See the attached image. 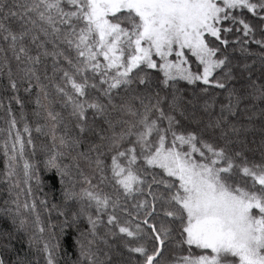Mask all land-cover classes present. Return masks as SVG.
Listing matches in <instances>:
<instances>
[{"label": "snow or ice", "instance_id": "obj_1", "mask_svg": "<svg viewBox=\"0 0 264 264\" xmlns=\"http://www.w3.org/2000/svg\"><path fill=\"white\" fill-rule=\"evenodd\" d=\"M23 7L21 18L31 27L15 32L3 21L16 17L17 12L0 3V34L17 61H21V54L27 57L25 68L20 70L21 78L26 76L29 80L25 91L31 92L34 79L38 92L43 91L44 99H48L46 86L40 83V76L31 65L40 63L41 54L51 57L53 71L62 73L63 82L53 87L63 97L62 105L71 109L79 132L88 131L90 122L95 124L97 118L110 132H97L104 143L92 144L79 155L88 159L87 152L104 149L99 151L95 167L101 176L100 183L110 181L114 191L105 192L90 181V187L82 188L79 194L65 189L66 200L87 201L60 226L61 234L65 228L76 227L74 246L78 258L74 264H113L107 251L101 259L93 245L99 239L111 247L107 237H116L117 233L128 238L121 239V245L139 257L137 264H264V165L237 163L242 152L233 149V141L228 138L229 132L240 131L229 116L236 115L245 99L264 101V82L250 79L245 91L237 93L228 83L233 76L227 55L228 36L233 29L244 37H251L254 32L243 15L245 11L258 18L264 28V0H32ZM25 37H30L40 50L35 56L24 47ZM253 42L264 47V39ZM231 43H240V36ZM49 44L51 50L46 47ZM145 69L159 75L154 79ZM9 78L15 91L17 84L11 72ZM136 81L143 86L141 91L147 90L148 103L145 96L131 88ZM180 81L189 85L200 82L222 90L226 102H219L218 116L205 123L196 112L189 111L177 88ZM89 89H95L98 95L90 96ZM13 99L22 103L18 97ZM132 99L139 101L142 111L133 106ZM36 104L44 108L48 119L57 120L59 113L41 105L39 96ZM207 110L205 105L204 111ZM110 113L126 114L133 119L113 120ZM8 115L12 117L11 108ZM118 124L123 125L119 132L115 130ZM9 126V139L13 130L16 132L12 155L9 156L7 144L4 152L5 174L11 177L14 172L10 162L15 161L17 150L23 158L24 141L14 118L9 120ZM51 128L56 140V124ZM210 130H219L223 142L209 139ZM36 131H42L40 125ZM23 132L29 133L31 145L27 124ZM68 140L77 148L82 142L59 136L61 146L68 147ZM105 152L111 154L110 164L100 158ZM45 165L57 169L62 184L65 177L72 179L68 166L62 169L57 164L55 152ZM24 168L28 177L31 165L25 162ZM234 169L250 177L251 185L244 187L234 180ZM137 197L130 211L127 203ZM11 203L16 207L0 209V220L9 226V230L0 232V247L5 250H11L6 241L14 238L15 233L27 235L29 224L21 206L16 201ZM23 207L27 210L28 205ZM32 212L35 213V205ZM103 216L107 218L106 231L99 235ZM82 218L87 220L84 231L79 228ZM35 226L40 233L44 232L39 216ZM175 230L179 239L173 247L181 251L168 257L165 251ZM36 240L32 233L28 246L35 247ZM147 240L153 241L151 249ZM193 249L199 251L194 253ZM42 251L46 264H56L58 242L45 241ZM0 264L7 261L0 258ZM12 264L27 262L16 255Z\"/></svg>", "mask_w": 264, "mask_h": 264}, {"label": "trees", "instance_id": "obj_2", "mask_svg": "<svg viewBox=\"0 0 264 264\" xmlns=\"http://www.w3.org/2000/svg\"><path fill=\"white\" fill-rule=\"evenodd\" d=\"M0 3L18 14L16 17L9 16L6 21H3L11 30L19 32L24 27H31L30 24L24 23L21 14L24 13L23 6L32 3V0H0ZM243 15L253 25L254 32L251 37H244L242 32L236 33L235 29H233V32L228 36L230 44L227 48V55L230 59L229 68L233 76V79L228 83L237 93L245 91V85L250 79L264 82V47L253 42V39H264V28H262L258 18L252 17L246 11ZM0 16H2V13H0ZM34 31L38 30L34 29ZM237 35L240 36V43L232 44L231 41L235 40ZM40 39H43V36ZM244 41H247V43ZM22 43L29 55L35 56L40 51L31 42L30 37H25ZM46 47L51 50L50 44L46 45ZM61 47L66 49V45ZM221 47L223 48V46ZM16 51H19V44ZM69 54L73 55L71 52ZM26 60L27 57L21 54V61H17L13 51L8 48L2 34H0V209L5 207L15 208L16 204L11 202L16 201L21 206V213L29 221L27 235L23 232L15 233L14 238L6 241L11 244V250H5L0 247V258L5 259L7 264H12L15 256L20 255L25 258L27 264H46L42 248L43 243L48 241L51 244L59 243V251L55 256L56 264H74L78 258L77 250L74 246V239L77 234L76 227L65 228L64 233L61 234L60 226L66 219L70 220L74 212L78 213L81 203L86 205L87 201L66 200L65 189L69 193L79 194L82 188L90 187L88 183L90 181L91 185H96L105 192L112 193L114 191L110 181H105L103 184L100 183L101 176L95 167V159L99 151L104 149L100 148L98 151L87 152L88 159L79 155L80 152H85L86 149L91 148L92 144L99 146L104 143L96 134L97 132H101L103 135H110V132L107 130V125L99 118L96 119L95 124L90 122L89 130L84 134L79 132V129L75 126V118L70 115L71 109L62 105L63 97L53 87V84L63 85V82L60 79L62 73L53 71L51 57H45L41 54L40 63L31 65L36 70L37 75L40 76V83L46 86L48 99H44L43 91L38 92L34 79L31 81L33 85L31 92H26L25 89L28 87L29 80L26 76L21 78L23 73L20 71L25 68ZM60 64L67 67L63 60H60ZM193 70H195V65ZM145 71L152 73L154 79L159 75L153 70L145 69ZM9 72H11V78L17 84L15 91L11 88ZM45 76L48 79H45ZM131 88L136 94L145 96V103H148L147 90L141 91L140 89L143 86H139L138 81L134 82ZM177 88L185 98L188 110L196 112L205 123L209 119H214L218 116L220 113L219 102H226L222 90L205 86L200 82L189 85L184 81H180L177 84ZM205 88H208V90L204 91ZM89 95L96 96L98 93H96L95 89H89ZM37 96L41 100V105L47 106L54 114L59 113L56 121L48 119L44 108L37 106ZM13 97H18L22 103L17 104ZM101 100L103 101L102 97ZM189 101L190 103H188ZM131 103L138 111L143 110L138 100L132 99ZM205 105H208L207 112L204 111ZM9 108H11L12 117L8 115ZM262 108H264V101L249 98L243 101L235 116H229V121L240 129L238 134L228 133V138L233 141L231 147L242 152V156L237 158V163L246 161L249 165H264V112L261 111ZM155 115L153 113V116ZM89 117L91 121L92 113L90 110ZM11 118L16 120L17 128L21 132L24 141V152L23 158H21L20 152L17 150L15 161L10 162L12 163L14 174L8 177L5 174L7 171L4 155L5 144H7L9 156H11L12 140H14L16 134L15 130H13L12 139H9V120ZM110 118L113 120L133 119L121 113H110ZM183 123L188 127H195V125L187 124V122ZM25 124L30 129L31 145L28 144L29 133L23 132ZM52 124H56V140L52 138ZM37 125L41 126L42 131H36ZM122 126L118 124L115 130L119 132ZM60 135H64L66 140L68 137H72L80 139L82 142L77 148L71 140H68V147H64L59 144ZM207 135L209 139L215 140L216 143L223 142L219 137V130H210ZM54 152L57 164L62 169L68 166L69 176L72 177L71 180L65 177L63 184L57 169L55 167H46L45 165L46 159ZM100 158L105 161V164H110L111 162V154L107 152ZM25 162L31 165L28 177H25ZM233 173L235 176L242 177L243 181L251 185L250 177H244L238 169H234ZM37 177L39 178V183H37ZM241 186L247 187L244 182L241 183ZM138 198L128 201L127 207L130 211L132 210L131 205ZM41 201L45 203H41ZM25 204L28 205L27 210L23 207ZM33 205H35V213L32 212ZM62 212L64 215H61ZM117 214L121 217L125 216L124 213ZM36 216H39L40 223L44 227L43 233H40L35 226ZM102 221L103 223L98 226L99 235H104L106 231V216L102 217ZM79 228L81 231L87 228L86 219L82 218L80 220ZM4 230H9V226L6 221L0 220V232ZM32 233H35L37 237L35 247H29L27 243L28 236L32 235ZM88 239H92V237L88 236ZM121 239L128 238H122L117 233L116 237H107L108 245L111 247L106 246L99 239L94 241L93 247L99 250L98 255L101 259L104 258V252L107 251L111 255L113 264H137L139 257L127 252L121 245ZM177 239H179V232L175 230L173 239L166 248V256L171 257L173 252L181 251L173 247ZM131 242L135 243V241ZM152 246L153 241L147 240V247L151 249ZM183 250L186 251L187 246H184ZM193 251L195 253L199 250L193 249Z\"/></svg>", "mask_w": 264, "mask_h": 264}, {"label": "rangeland", "instance_id": "obj_3", "mask_svg": "<svg viewBox=\"0 0 264 264\" xmlns=\"http://www.w3.org/2000/svg\"><path fill=\"white\" fill-rule=\"evenodd\" d=\"M234 180H236V181H238L239 183H240V185H241V183H245V185L248 187V186H250V184H248V183H246L245 181H243L242 180V177H240V176H235V175H233V177H232ZM246 180V179H245ZM249 181V180H248Z\"/></svg>", "mask_w": 264, "mask_h": 264}]
</instances>
